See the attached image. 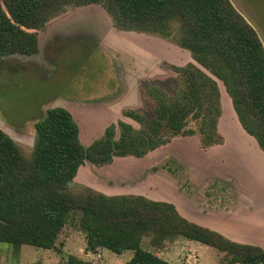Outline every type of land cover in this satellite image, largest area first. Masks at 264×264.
<instances>
[{"label":"trees","instance_id":"obj_1","mask_svg":"<svg viewBox=\"0 0 264 264\" xmlns=\"http://www.w3.org/2000/svg\"><path fill=\"white\" fill-rule=\"evenodd\" d=\"M91 6L103 8L117 30L170 40L193 62L171 66L177 74L171 92L145 83L153 116L123 112L139 128L119 120L87 147L73 115L61 107L35 124L30 157L0 129V243L59 250V237L72 224L91 253L132 251L127 264H172L145 250V237L156 248L182 237L232 255L230 264H264V247L191 222L171 203L92 188L82 195L69 191L86 162L103 167L117 158L142 159L177 136L197 137L203 150L222 145L219 82L241 128L264 152V45L255 28L230 0H0V58L37 54L43 30L71 8ZM65 264L95 263L70 256Z\"/></svg>","mask_w":264,"mask_h":264},{"label":"rangeland","instance_id":"obj_2","mask_svg":"<svg viewBox=\"0 0 264 264\" xmlns=\"http://www.w3.org/2000/svg\"><path fill=\"white\" fill-rule=\"evenodd\" d=\"M230 1L264 44V0ZM190 62V53L170 40L117 30L101 7L71 8L42 31L37 54L0 58V129L30 157L35 124L49 109L61 107L73 115L81 129L82 144L87 147L119 120L139 128L123 112L139 110L153 116L155 101L144 94L145 83L171 92L177 85L171 66ZM219 86L223 105L219 129L227 140L223 148L203 151L197 137L177 136L142 159L117 158L103 167L86 162L69 191L82 195L86 188H92L108 195L174 199L180 208H188L186 194H191L192 198H203L210 217L218 218L222 211L224 221L218 219L225 226L235 225L238 232L243 230L240 226L245 217L254 219L253 227L262 223L264 155L257 146L245 149L237 144L242 128L221 82ZM242 150H249L251 155ZM77 233L82 236L68 241L63 254L32 246H22L17 254L14 246L0 243V264H62L71 255L95 264H127L133 258L132 251L87 252L84 233L72 224L60 242L62 237ZM247 234L257 246H264V231ZM142 247L172 264H230L233 259L230 254L182 237L167 240L160 248L145 237Z\"/></svg>","mask_w":264,"mask_h":264},{"label":"crops","instance_id":"obj_3","mask_svg":"<svg viewBox=\"0 0 264 264\" xmlns=\"http://www.w3.org/2000/svg\"><path fill=\"white\" fill-rule=\"evenodd\" d=\"M40 46H41V41H40ZM219 131H220V129H219ZM244 132L245 131L242 129V131L238 135L239 140L237 141V144L239 145V147L245 148V149H250L252 147L254 148V146H257V148L259 149V151L261 152V154L264 155V152L258 147V144L255 141V139L252 138L251 136H249L245 132L247 134L246 135ZM220 134L224 138V143L223 144L227 143L226 137L221 133V131H220ZM80 135H81V129H80ZM223 144L222 145H218V146H214V147L210 148L209 150H203L202 148L201 149L203 151H207L208 152L210 150H215V149H218V148H223V146H225ZM199 145H200V143H199ZM239 151H237L238 154L240 153ZM241 152H243L245 154L247 153V154L251 155V152L249 150H242ZM239 155L241 156V154H239ZM82 167H84V165ZM82 167H81V169H82ZM81 169H79V170L81 171ZM79 172H78V174H79ZM187 191L190 192V190H187ZM187 191H185V192L187 193ZM106 195H108V194H106ZM186 195L188 197V200L186 202V204L188 205V208H187V206H186V208L184 206H182V208H180L179 203L176 200H174V199H168V200H162V201L173 204L177 208L178 212L184 218H186L187 220H189L191 222H194V223H196V224H198L200 226H203V227H206V228H208L210 230H213L215 232H218V233L224 235L225 237H227L228 239H230V240H232L234 242H237V243H240V244H249V245L257 246L256 245L257 242L255 243V240L254 239L249 238L247 233L249 231H255L257 229L264 231V221H262V223H259L257 226L253 227L254 226V224H253V220L254 219L252 217H245V219L242 221L243 222L242 223L243 225L240 226L241 228H243V230H239L240 232H238V230H237L238 228H236L235 225L228 224V226H225V225L222 224V223H224V222H222V221H224L221 218L222 215H220V213L222 211H220L217 214L218 215L217 217L218 218H221L222 221H220L218 218H212V217H210L211 215H210L209 211H206L207 206L204 205V202L203 203L201 202L202 199H203L202 197H201L202 199L200 197H198V198H192L191 194L190 195L186 194ZM109 196H114V195H109ZM152 200H155V199H152ZM155 201H161V200H155ZM203 207H204V209H202ZM224 217L225 218H232L233 215L232 216L231 215H225ZM233 218H235V217H233ZM62 235L63 234L60 235L59 240L57 242V248L59 250L54 249V251H56L59 254H63L64 253V249L67 246L68 241H70V240L76 241V240L79 239V237L82 236V235H79L78 233L77 234H70V235H67L66 237H62L64 239H62V242H60V238H61ZM12 246H14V245H12ZM260 247H264V246H260ZM14 249H15V253L20 254L21 253L22 246L19 247V248L15 247ZM100 250H102V249H99L97 251V253ZM87 252H89V251H87ZM89 253H91V252H89ZM97 253H93V254H97ZM71 256H74V255H71ZM75 257L79 258L78 256H75ZM79 259H81V258H79ZM82 260H84V259H82ZM67 261L62 262V264H65ZM89 261H91V260H89ZM92 262L95 263L94 261H92ZM42 264H44V263H42Z\"/></svg>","mask_w":264,"mask_h":264}]
</instances>
